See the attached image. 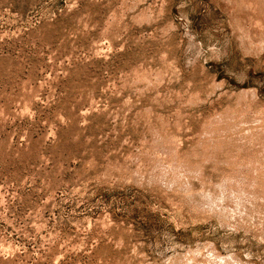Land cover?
<instances>
[{"label": "rangeland", "instance_id": "rangeland-1", "mask_svg": "<svg viewBox=\"0 0 264 264\" xmlns=\"http://www.w3.org/2000/svg\"><path fill=\"white\" fill-rule=\"evenodd\" d=\"M0 264H264V0H0Z\"/></svg>", "mask_w": 264, "mask_h": 264}]
</instances>
